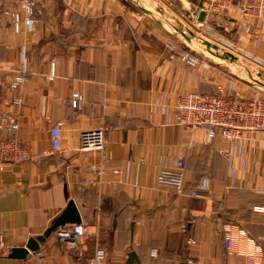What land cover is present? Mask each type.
Instances as JSON below:
<instances>
[{"label": "crops", "instance_id": "1", "mask_svg": "<svg viewBox=\"0 0 264 264\" xmlns=\"http://www.w3.org/2000/svg\"><path fill=\"white\" fill-rule=\"evenodd\" d=\"M149 1L37 0V25L17 30L12 13L24 16L18 0H0V141L18 123L11 136L32 156L0 160V233L12 248L25 246L72 199L91 230L71 245L56 228L25 259L7 254L0 264H91L99 248L110 264H246L250 255L264 264V211L257 209L264 207V129L230 142L176 118L187 91L213 93L222 85L264 99L253 85L264 90V18L253 22L254 38L237 9L200 21L201 0ZM154 9L208 26L216 16L223 34L216 53L237 58L212 60L177 43ZM172 44L208 67L172 56ZM18 75L25 80L13 89ZM74 93L83 95L80 109L57 100ZM59 121L62 149L55 152L51 128ZM103 127L105 152L81 149V134ZM104 158L101 184L86 185ZM180 158L182 192L159 182ZM205 180L209 191L195 193Z\"/></svg>", "mask_w": 264, "mask_h": 264}, {"label": "built area", "instance_id": "2", "mask_svg": "<svg viewBox=\"0 0 264 264\" xmlns=\"http://www.w3.org/2000/svg\"><path fill=\"white\" fill-rule=\"evenodd\" d=\"M37 0H18V4L23 10L24 16L20 13H12L15 28L20 29L22 25L34 28L38 23ZM205 4V5H204ZM204 9L206 13L211 15H226L232 9H237L243 19H245L246 32H250L252 37L259 38L260 33L253 28L254 21H260L264 18V0H204ZM9 14V12H6ZM172 47V56L181 57L182 60L191 66L201 65L208 67L207 63H203L201 59L190 51L178 48L174 44ZM55 63L52 62V70L54 72ZM25 76L18 75L10 81V86L16 88L20 83L24 82ZM258 91H264L253 82ZM63 103L70 104L75 108H82L84 98L81 93H74L70 98H57ZM14 102L19 103L21 99L16 98ZM177 123L186 128L202 127L207 131L210 138L221 135L227 141L238 142L244 133L261 131L264 129V99L258 93L252 96H244L233 91L227 90L224 86L219 85L213 93H200L198 91H187L181 93L176 103ZM9 129L8 138L0 141V160L2 162H20L31 159L29 149L19 145L18 141L11 135L19 127L18 123H13ZM62 126L63 122H57L51 128L52 150L59 151L62 149ZM108 128L103 127L98 130L84 131L81 134L80 144L83 150H106L108 142ZM220 152L229 155L223 149ZM107 160L101 163V166L95 171L97 177L90 181H85L86 185H100L107 173ZM175 168L164 169L159 178L162 185L172 186L178 192L183 191L184 184V159L180 158L175 164ZM94 170V169H92ZM115 172H118L116 170ZM210 185L207 180L195 190L209 191ZM264 211V207L257 208ZM91 233L90 227L82 222L66 223L55 230L58 239L70 243L77 244L82 238ZM193 241V240H191ZM189 241V242H191ZM228 247L231 249L232 239L227 240ZM12 247L2 233H0V256L7 255L11 252ZM31 253V251L29 252ZM35 254L39 255L37 252ZM91 264H110L107 262L106 252L104 249H97ZM246 264H256L254 256H247Z\"/></svg>", "mask_w": 264, "mask_h": 264}, {"label": "rangeland", "instance_id": "3", "mask_svg": "<svg viewBox=\"0 0 264 264\" xmlns=\"http://www.w3.org/2000/svg\"><path fill=\"white\" fill-rule=\"evenodd\" d=\"M138 2L145 4L151 3L152 1L149 0H138ZM159 4H163L162 0H158ZM204 6V5H203ZM178 9L183 12V8L181 6L178 7ZM155 11V9H154ZM169 11V10H168ZM172 11V10H170ZM156 15L161 19V21H165V24L168 23V27L175 33L176 35V41L177 43H189L191 46L195 47L197 51L203 52L204 55H206L208 58L215 60L218 59L217 55L206 50V46L204 41L208 40L213 44H217L219 41H223V38H219V35H223L221 32V28L218 27L216 24V16L212 17L211 22H209L211 25H202L198 22L192 21L187 18V16H184L183 14L178 15L176 17V20L172 18V20H168V12L167 14H162L161 12H156ZM225 36V35H224ZM230 35H227L229 37ZM226 37V36H225ZM175 41V42H176ZM198 47V48H197ZM219 53V52H218ZM217 57V58H216ZM20 84H23L20 83ZM19 84V85H20ZM18 85V86H19ZM14 89L13 86H10Z\"/></svg>", "mask_w": 264, "mask_h": 264}, {"label": "water", "instance_id": "4", "mask_svg": "<svg viewBox=\"0 0 264 264\" xmlns=\"http://www.w3.org/2000/svg\"><path fill=\"white\" fill-rule=\"evenodd\" d=\"M203 0L199 2V8H201V12L199 15V20L204 21L206 11L203 7ZM205 45L209 48V50L220 56L221 58L235 60L237 57L230 52H224L222 55L216 53L219 50V47L216 44L211 43L208 40L204 41ZM81 221V215L79 209L77 207L76 202L72 199L69 201L67 207L63 210V212L55 219L52 225L45 231L44 235H39L37 237H31L25 246L13 247L11 252L9 253L10 258L17 259H25L30 251H37L40 248V243L44 242L56 228L66 224V223H75ZM134 255L131 253V256Z\"/></svg>", "mask_w": 264, "mask_h": 264}, {"label": "trees", "instance_id": "5", "mask_svg": "<svg viewBox=\"0 0 264 264\" xmlns=\"http://www.w3.org/2000/svg\"><path fill=\"white\" fill-rule=\"evenodd\" d=\"M183 186H184V184H183Z\"/></svg>", "mask_w": 264, "mask_h": 264}]
</instances>
